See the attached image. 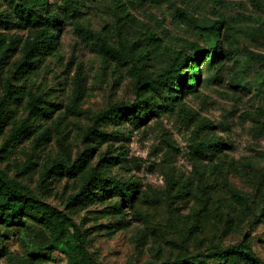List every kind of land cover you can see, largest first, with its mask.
Listing matches in <instances>:
<instances>
[{
    "label": "rangeland",
    "instance_id": "rangeland-1",
    "mask_svg": "<svg viewBox=\"0 0 264 264\" xmlns=\"http://www.w3.org/2000/svg\"><path fill=\"white\" fill-rule=\"evenodd\" d=\"M79 4L77 20L84 27L101 36L113 30L109 41L133 46L136 58L119 63L107 59L95 36L82 34L70 23L49 30L57 44L44 49L34 69L24 75L14 72L18 53L0 68V100L7 83L22 91L20 99L8 101L1 167L10 163L11 177L64 209L67 197L81 190L84 180L40 176L55 160L74 162L92 148L89 171L95 170V175L87 186L91 198L88 207L72 217L82 232L91 231L85 244L100 264H160L174 258L176 244L197 254L211 244L236 243L245 235L264 262V60H250L246 50L264 54V0H128L131 19L115 0ZM175 9L184 10L194 22H223L221 64L213 67L204 57L196 89L178 93L176 99L164 89L151 92L161 109L144 122L134 121L135 115L114 121L109 111L118 103L141 108L136 71L147 69L155 77L167 67L173 50L190 52L191 41L208 52L209 44L196 31L172 17ZM62 10L59 0H48L50 13L60 15ZM0 13L14 17L11 0H0ZM147 31L160 38L159 49L153 48ZM4 33L44 40L36 29ZM78 73L86 85L82 100L73 95ZM29 95L42 99L47 115L29 113ZM22 119L28 121L29 133L10 140ZM44 131L49 142L42 147L37 139ZM96 133L106 134L103 143L93 141ZM216 141L223 145L213 147ZM99 180L104 187L98 186ZM112 181L134 187L130 203L111 193ZM234 195L245 198L248 208ZM117 205L128 227L111 236L94 230L121 224V215L113 213ZM87 211L111 214L93 220ZM234 216L241 222L237 232L227 223ZM256 216L259 219L251 225ZM144 232L148 239L142 246ZM46 240L47 234L29 221L24 228L0 227V264H66L56 244L30 261L27 252Z\"/></svg>",
    "mask_w": 264,
    "mask_h": 264
},
{
    "label": "trees",
    "instance_id": "trees-1",
    "mask_svg": "<svg viewBox=\"0 0 264 264\" xmlns=\"http://www.w3.org/2000/svg\"><path fill=\"white\" fill-rule=\"evenodd\" d=\"M62 5L60 15L50 13L48 11V0H11L14 17L4 16L0 13V68H4L9 64L12 58L18 53L20 57L14 62V72L24 75L34 69V64L43 54V50H50V45H56V39L49 34L50 29H54L57 25L70 23L74 28L84 35L95 36L101 42V54L107 59L119 63L121 61H132L136 58V53L132 51L133 46L123 43L122 41H109L114 34L113 30L100 34H94L93 31L84 27L78 20L81 13L79 0H59ZM118 9L125 17L129 19L128 0H115ZM172 17L178 19L180 23L188 28L196 31L197 35L206 41L208 52L200 46L197 41L188 43L190 52L185 50H173L169 56V62L155 77L146 71L138 73L135 85V93L140 98L141 108H137L135 104L127 105L118 103L109 111L110 117L114 121H119L123 117L135 115L134 121L138 123L144 122L149 116L156 115L161 106L153 100L149 94L151 92H159L164 89L169 97L176 99L178 93L187 90L196 89V84L200 78V61L207 58L211 66H218L224 58L221 47L222 21H210L207 23H198L193 21L184 10L175 9ZM13 28L18 29H36L40 31L39 38L44 39L42 42L35 39L23 40L19 36L6 35L4 30ZM112 34L110 35V33ZM154 49H159L160 38L154 32L147 31ZM41 43V44H40ZM250 60H264V54L254 53L246 49ZM145 67V64H144ZM86 93V85L84 78L78 73L77 80L73 89L75 99L82 100ZM20 87L7 83L5 86L4 96L0 100V138L2 136L5 120L8 116V101L13 102L22 96ZM26 107L32 116L44 117L48 114L44 102L39 96L29 95ZM30 127L26 119H22L18 126L12 129V141L21 139L29 133ZM93 141L103 143L106 134L96 133ZM49 142L48 132L44 131L38 137L37 143L45 147ZM221 142H213V147L222 146ZM200 155H205L201 149L197 150ZM92 148H89L81 157L74 162H70L69 158H61L55 160L51 167L41 174V178L45 179L56 175H66L71 179L79 178L84 180L81 190L76 194H71L65 201V208L60 209L40 199L37 193L15 177H11L10 163L5 164L2 168V158L0 157V227L5 229L24 228L27 221L36 224L44 233L47 234L48 240L41 242L38 246L33 247L27 252L30 261L36 259L50 247L56 244L65 254L66 264H100L89 252L85 244L86 236L91 233L87 230L82 232L79 225L73 219V215H77L88 207V201L91 198L90 189L87 187L91 178L95 175V170L90 169L89 161ZM99 187H104L103 180L98 181ZM49 189V188H47ZM94 189H97L96 187ZM111 193L119 195L123 201L130 203L134 192L136 191L129 183L112 181L109 189ZM51 193L50 190H48ZM86 195V196H85ZM233 199L238 204H243L248 208L246 199L234 195ZM114 209L115 214L121 215V224L113 226H100L94 230H105L108 236L124 230L128 227V222L123 218V212L120 206ZM262 210L261 213H263ZM261 213L258 215L260 216ZM86 214L93 217V220L106 218L111 214L102 211H87ZM256 216L251 225H254L259 217ZM231 232H237L241 226L238 216L231 217L228 220ZM148 235L144 232L141 245L147 243ZM178 253L172 260L165 261L160 264H200L202 261L212 260L218 264H264V262L255 254L251 247L250 241L245 235L243 240L236 243L223 245L222 243L211 244L207 246L206 251L192 254L184 244H176ZM142 251V249L140 250ZM143 252V251H142ZM153 264V263H146Z\"/></svg>",
    "mask_w": 264,
    "mask_h": 264
}]
</instances>
